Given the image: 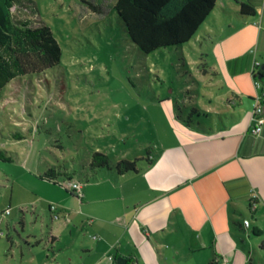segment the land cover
I'll use <instances>...</instances> for the list:
<instances>
[{
	"label": "rangeland",
	"instance_id": "374dc122",
	"mask_svg": "<svg viewBox=\"0 0 264 264\" xmlns=\"http://www.w3.org/2000/svg\"><path fill=\"white\" fill-rule=\"evenodd\" d=\"M34 1L37 18L52 30L62 57L58 66L19 77L0 92V264H93L104 243L83 232L71 234L57 209L33 200L34 194L50 195L46 187L52 186L41 176L49 165L86 171L82 163L92 152L135 160L147 157L150 148L153 157L171 111L194 126L202 119L217 128L218 116L203 119L192 111L203 107L195 93L199 86L185 90L219 79L208 54L216 22L204 23L182 47L143 55L124 34L117 0ZM244 236L246 242L238 241L248 257L244 264H264V238ZM91 247V253L82 252ZM142 251L141 264H215L207 252L158 241Z\"/></svg>",
	"mask_w": 264,
	"mask_h": 264
},
{
	"label": "crops",
	"instance_id": "0c3cea01",
	"mask_svg": "<svg viewBox=\"0 0 264 264\" xmlns=\"http://www.w3.org/2000/svg\"><path fill=\"white\" fill-rule=\"evenodd\" d=\"M238 1L253 3L255 15L239 19L236 0H217V16L213 11L206 21L216 22L218 34L208 54L211 72L219 79L185 87L189 93L199 86L195 93L202 98L200 116H218L217 128L204 120L202 128H188L171 111L158 153L151 166L142 165L145 170L115 177L101 173L98 179L81 182V197L48 181L50 195L34 194L33 200L43 207L56 204L58 220L71 234L83 232L104 243L102 257L93 264H114L118 256L141 264L142 249L155 241L177 250L207 252L215 264H244L248 257L238 241L246 242V233L249 239L251 234L264 238V126L255 135L251 125L261 93L253 74L264 67V0ZM21 14L35 18L27 9ZM234 221L240 227L233 226ZM52 238L58 241L56 235Z\"/></svg>",
	"mask_w": 264,
	"mask_h": 264
},
{
	"label": "trees",
	"instance_id": "16d2710c",
	"mask_svg": "<svg viewBox=\"0 0 264 264\" xmlns=\"http://www.w3.org/2000/svg\"><path fill=\"white\" fill-rule=\"evenodd\" d=\"M236 1L240 4L239 10L235 12L239 19L255 15L256 7L253 3ZM216 3L217 0H117L114 8L128 41L141 54L150 55L162 49L188 44L209 19ZM24 9L29 10L35 18L39 16L34 0H0V92L13 80L32 74L39 75L58 66L61 61L62 50L52 30L39 18L22 17ZM259 75L263 79H259ZM253 78L262 83L264 91L262 67H258ZM192 111L201 117L200 109L193 108ZM175 118L188 128L203 127L202 119L194 126L179 113L175 114ZM147 152V157L119 161L112 160L107 154L92 152L82 163L86 171L78 172L49 165L41 177L54 184L67 185L74 179L88 183L98 179L101 173L111 177L137 174L145 170L143 162L148 166L153 163L150 148ZM84 172L85 175H82ZM233 226L240 227V223L234 221ZM124 258L128 264H135L129 258ZM114 264H117V259Z\"/></svg>",
	"mask_w": 264,
	"mask_h": 264
},
{
	"label": "built area",
	"instance_id": "2783aa9c",
	"mask_svg": "<svg viewBox=\"0 0 264 264\" xmlns=\"http://www.w3.org/2000/svg\"><path fill=\"white\" fill-rule=\"evenodd\" d=\"M259 63H257L258 65ZM255 86L257 89L261 90V93L256 97L255 103H254V108L252 111V116H251V125H252V132L255 135H259L264 126V105H263V100H264V91H262V83L258 80L255 81ZM67 189L73 194H75L77 197H81V190L83 187V184L79 181H72L65 185ZM51 210L56 209L55 205H52L50 207ZM10 210L7 212L9 213ZM58 218V215H57ZM245 224H248V221H245Z\"/></svg>",
	"mask_w": 264,
	"mask_h": 264
},
{
	"label": "water",
	"instance_id": "95a60500",
	"mask_svg": "<svg viewBox=\"0 0 264 264\" xmlns=\"http://www.w3.org/2000/svg\"><path fill=\"white\" fill-rule=\"evenodd\" d=\"M264 69V67H262ZM259 79H263L260 75H259ZM117 264H128L127 260L123 257H119L117 258Z\"/></svg>",
	"mask_w": 264,
	"mask_h": 264
}]
</instances>
